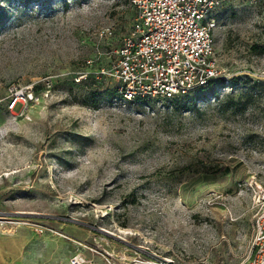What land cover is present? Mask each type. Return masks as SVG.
<instances>
[{
	"label": "rangeland",
	"instance_id": "374dc122",
	"mask_svg": "<svg viewBox=\"0 0 264 264\" xmlns=\"http://www.w3.org/2000/svg\"><path fill=\"white\" fill-rule=\"evenodd\" d=\"M130 3L0 0V264L250 255L264 190V1L217 14L215 55L233 90L134 103L112 77Z\"/></svg>",
	"mask_w": 264,
	"mask_h": 264
},
{
	"label": "built area",
	"instance_id": "2783aa9c",
	"mask_svg": "<svg viewBox=\"0 0 264 264\" xmlns=\"http://www.w3.org/2000/svg\"><path fill=\"white\" fill-rule=\"evenodd\" d=\"M228 1L130 0L136 16L112 72L123 100H173L215 83L233 90L232 78L219 67L214 41L217 14ZM15 104L11 99L8 109ZM252 209L250 255L242 264H264V190L255 193Z\"/></svg>",
	"mask_w": 264,
	"mask_h": 264
},
{
	"label": "trees",
	"instance_id": "16d2710c",
	"mask_svg": "<svg viewBox=\"0 0 264 264\" xmlns=\"http://www.w3.org/2000/svg\"><path fill=\"white\" fill-rule=\"evenodd\" d=\"M2 18V15H1V13H0V19ZM237 82H238V80L237 79H235V78H233L232 80H231V85H232V87H235L236 85H237ZM219 87V84L218 83H215V84H212L208 89H202V90H199V92L200 91H205V90H214V92H215V90L217 89ZM138 101H140V100H138ZM138 101H136V102H138ZM15 108L16 109H18L19 107H20V104H15Z\"/></svg>",
	"mask_w": 264,
	"mask_h": 264
}]
</instances>
